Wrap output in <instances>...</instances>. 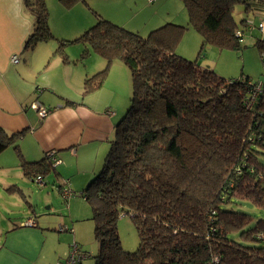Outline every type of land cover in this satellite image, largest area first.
<instances>
[{
    "label": "trees",
    "instance_id": "obj_1",
    "mask_svg": "<svg viewBox=\"0 0 264 264\" xmlns=\"http://www.w3.org/2000/svg\"><path fill=\"white\" fill-rule=\"evenodd\" d=\"M87 1L59 3L71 9ZM180 1L202 47L240 51L235 34L247 32L246 21L236 24L233 11L240 5L248 13V0ZM22 3L33 23L26 47L53 41L67 63L63 48L78 44V61L94 52L106 62L84 80L82 96L102 87L114 59L130 73L129 107L102 168L80 194L91 206L99 244L93 264H264V220L234 210L244 203L264 208V84L243 72L225 79L177 55L183 26L169 23L141 37L95 14L97 23L68 41L51 33L46 0ZM255 47L264 54V40ZM22 135L0 130V153L13 147L27 178L44 181L52 172L57 178L49 153L38 161L22 157ZM120 217L135 226L136 251L122 248Z\"/></svg>",
    "mask_w": 264,
    "mask_h": 264
},
{
    "label": "crops",
    "instance_id": "obj_2",
    "mask_svg": "<svg viewBox=\"0 0 264 264\" xmlns=\"http://www.w3.org/2000/svg\"><path fill=\"white\" fill-rule=\"evenodd\" d=\"M170 4L166 6L168 15L172 12ZM248 4L250 10L244 20L256 27L264 17V6L258 0H248ZM32 24L22 0H0V130L8 136L23 132L18 148L26 160L38 161L47 152H54L60 161L55 168L58 177L54 178L53 173L51 180L55 190L57 184L67 182L82 191L103 166L114 139L117 110L110 107L101 87L82 96L84 80L100 71V67L94 69L97 65L89 66L87 62L85 68V62L78 61L81 49L64 52L68 62L63 63L53 41H39L26 47ZM74 26L80 30L79 20H74ZM50 27L52 30L53 25ZM244 34V39L248 36L254 46L258 40H264V34L255 29L247 28ZM13 56L18 60L16 64L11 61ZM67 102L74 104L66 105ZM37 105L47 111L43 118L38 116ZM2 178L0 189L8 196L7 201L16 196V205L26 207L28 213L22 210L21 218L10 219L9 206H3L8 217L0 219V264L64 261L69 255L68 249L65 250L69 245L56 237L55 225L49 219H37L31 200L34 193L27 189L26 182L36 183L23 175L13 147L0 153ZM29 218L34 226L26 225ZM57 227L61 232L63 226Z\"/></svg>",
    "mask_w": 264,
    "mask_h": 264
},
{
    "label": "rangeland",
    "instance_id": "obj_3",
    "mask_svg": "<svg viewBox=\"0 0 264 264\" xmlns=\"http://www.w3.org/2000/svg\"><path fill=\"white\" fill-rule=\"evenodd\" d=\"M58 3L59 0H48V2L46 0L48 26L56 39L71 41L78 38L97 23L95 14L111 21L113 24L123 26L129 31L137 32L141 37H147L152 30L171 23L186 28L176 47L177 55L187 61L197 62L200 67H209L218 76L225 79L238 78L240 73L243 72L249 75L253 82L264 81V64H262L260 54L252 44V40L247 39L248 36L244 39V34L240 39L241 49L239 52L231 49L219 50L211 45L202 47L201 36L190 25L187 26L188 17L180 0H88L86 5L78 3L71 9H66ZM169 4L172 6L170 15H168L166 8ZM71 10L73 11L69 14ZM243 10L240 5L234 8L233 20L238 25L241 20H244ZM74 20H79L80 30L74 26ZM51 24L53 25L52 30ZM78 48H82L83 51V47L78 44L68 45L63 49L66 52L68 50H78ZM241 51L242 55L240 56ZM80 54L77 55L80 56ZM83 62H85V68H88V62L89 66L97 65L94 69H98L99 66L98 70L104 69L106 65L103 58L94 52H90L83 59ZM101 88L105 90L106 100L110 102V107L117 110V119L115 120L117 123L128 109L132 96L130 73L122 61L114 59L110 62ZM52 173L44 178L47 182L42 189L36 184L26 182L27 189H31L34 193L31 200L34 211L37 213L36 217L37 219L47 218L50 220L49 223L52 222L55 225L53 231L58 234L56 235L58 239L65 240V243L69 245L65 249H68L69 253L74 251L73 245L76 246L75 252L83 257L81 264H93V257L98 254L99 244L93 233L94 223L92 221L91 206L80 195L82 191L74 189L71 183L68 185L67 182H64L61 188L55 190L51 183ZM3 179L0 181H3ZM11 183L13 184V182ZM41 190L42 192H40ZM39 194L40 196H38ZM64 195L69 196L67 201L63 200ZM7 200L8 196L0 189V219L2 216L8 217L3 213L4 205L9 206L10 219L19 216L21 218L22 214H19V212L22 210L23 213H28L26 207L19 208L16 205L18 204L16 203L18 202L16 196L10 198L9 201ZM234 210L249 214L256 221L264 220V208L258 209L251 204L244 203L234 208ZM58 225L63 226V229L60 227L61 232L58 230ZM116 229L122 248L128 252L136 251L139 241L131 220L127 217H120L116 223ZM232 239L239 240L237 235Z\"/></svg>",
    "mask_w": 264,
    "mask_h": 264
},
{
    "label": "built area",
    "instance_id": "obj_4",
    "mask_svg": "<svg viewBox=\"0 0 264 264\" xmlns=\"http://www.w3.org/2000/svg\"><path fill=\"white\" fill-rule=\"evenodd\" d=\"M246 27L248 28L249 31H252L253 29H255L259 31L261 34H264V17L260 20V22L257 24L256 27L250 22L246 23ZM243 35L244 33L242 34L241 32H236L235 37L242 38ZM261 60H262V64H264V54L261 55ZM11 61L14 64L18 62L16 56H13L11 58ZM262 83L264 84V81H262ZM36 111L40 118H43L45 114L47 113L46 109H44L40 105H37ZM47 153H49L51 168H55L56 166H58L60 164V161L56 158V155L54 154V152H47ZM32 182H35L38 186H44L45 184L40 176H36L35 178H33ZM68 197H69L68 195H64L63 200L67 201ZM25 223L26 225H29V226L35 225L34 221L30 218L27 219ZM73 247H74V251L70 252L69 256L64 261H61L58 264H81L83 257L79 253L75 252L76 246L74 245Z\"/></svg>",
    "mask_w": 264,
    "mask_h": 264
}]
</instances>
